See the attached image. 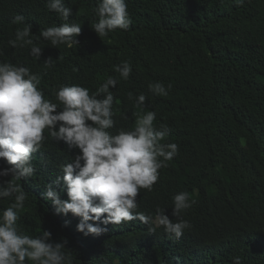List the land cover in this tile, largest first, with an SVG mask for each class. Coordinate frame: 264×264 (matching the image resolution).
Wrapping results in <instances>:
<instances>
[{
    "label": "trees",
    "instance_id": "16d2710c",
    "mask_svg": "<svg viewBox=\"0 0 264 264\" xmlns=\"http://www.w3.org/2000/svg\"><path fill=\"white\" fill-rule=\"evenodd\" d=\"M81 24L78 44L50 46L39 31L63 21L49 11L48 0H0V62L24 66L40 77L44 99L62 105L55 92L80 85L91 95L109 77L117 80L112 105L114 126L107 131H131L136 120L155 112L154 128L167 125L161 143H176L178 154L159 169L152 190L140 189L137 212L172 216V197L182 191L194 200L181 214L191 228L177 240L163 227L150 233L138 219L107 225L100 236L76 230L80 218L57 215L41 193L62 175L78 149L49 135L33 153L35 169L27 179H12L25 192L17 209L18 232L35 238L51 232V242L67 241L62 251L71 264H264V0H126L128 29L99 37L98 0H64ZM23 15L25 21L13 23ZM31 24L32 39L43 48L39 60L30 45L13 48L17 29ZM51 57V67L44 61ZM131 65L127 80L115 66ZM160 83L167 96H157L149 85ZM171 85V88L168 86ZM146 96L143 105L135 99ZM90 123V122H89ZM162 159V158H161ZM0 159V168L7 167ZM55 186V185H54ZM61 199H68L61 190ZM14 197L0 198V214ZM89 223H93L89 221ZM25 264H37L26 258Z\"/></svg>",
    "mask_w": 264,
    "mask_h": 264
},
{
    "label": "clouds",
    "instance_id": "9594fccd",
    "mask_svg": "<svg viewBox=\"0 0 264 264\" xmlns=\"http://www.w3.org/2000/svg\"><path fill=\"white\" fill-rule=\"evenodd\" d=\"M243 2L236 0L237 5ZM47 8L57 13L63 23L40 30L36 39L43 38L57 48L61 44H78L81 24L68 22L71 8L65 6L64 0H48ZM94 12L98 20L91 23V28L100 38L117 29L126 30L132 23L126 0H98ZM24 21L23 15H17L12 22ZM31 28V24H25L17 29L15 39L8 43L13 48L30 45V54L39 60L43 48L34 44ZM52 63L51 57L44 61L45 67ZM115 71L127 80L132 69L125 61L115 66ZM39 83L40 77L29 68L0 62V159L8 165L0 168V177L21 180L34 175L32 155L41 148L47 128L53 139L64 142L69 150L79 151L71 163L61 166L62 175L48 183L41 196L51 201L57 215L79 217L76 230L84 236H100L109 224L137 219L148 226L150 233L163 227L170 238L177 240L191 228L187 220L180 218L195 203L186 191L172 197V216L178 218L177 222L169 218L165 209H157L155 220L135 211L140 189L151 191L158 180V170L178 154L176 143H161L168 127L162 124L154 128L155 112L138 118L133 130L112 135L107 131L114 126V95L109 89L117 85L116 79L109 77L91 95L80 85L62 86L55 92L63 106L59 111L56 103L44 99ZM149 89L157 96L168 95L160 83L150 84ZM128 98H134L131 92ZM134 99L137 105H143L146 96L140 94ZM56 185L67 191L68 199H61ZM8 197H14V202L0 214V264H25L26 258L37 264H71L62 251L66 240L51 242L48 230L35 238L19 234L16 210L24 206L26 194L12 179L0 182V198ZM233 261L241 264L238 256Z\"/></svg>",
    "mask_w": 264,
    "mask_h": 264
}]
</instances>
